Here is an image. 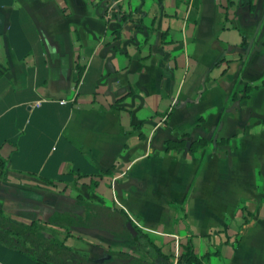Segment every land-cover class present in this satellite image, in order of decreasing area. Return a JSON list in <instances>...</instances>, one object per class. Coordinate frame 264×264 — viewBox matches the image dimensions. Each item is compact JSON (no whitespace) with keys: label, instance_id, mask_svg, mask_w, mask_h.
<instances>
[{"label":"crops","instance_id":"obj_1","mask_svg":"<svg viewBox=\"0 0 264 264\" xmlns=\"http://www.w3.org/2000/svg\"><path fill=\"white\" fill-rule=\"evenodd\" d=\"M0 162L16 222L81 198L164 254L192 238L206 264H264V0H0Z\"/></svg>","mask_w":264,"mask_h":264},{"label":"trees","instance_id":"obj_2","mask_svg":"<svg viewBox=\"0 0 264 264\" xmlns=\"http://www.w3.org/2000/svg\"><path fill=\"white\" fill-rule=\"evenodd\" d=\"M252 2V0H251ZM252 5V4H251ZM248 89H251L250 87ZM221 140L219 144L226 143ZM185 146L184 141L167 143L166 151ZM207 146L205 140L192 142L191 152L199 153ZM5 174V167L0 162V177ZM97 184L93 182L90 188ZM83 209L79 215L70 213H54L45 222L64 229L67 233L71 229L90 230L113 239L131 241L140 250L142 256L125 251L105 250L104 259L93 260L87 255L74 250L55 237H46L41 227L35 222L34 216L28 214L29 223L16 222L0 209V246L7 251L22 257L30 264H206L208 254L198 256L192 243V238L181 243L182 252L173 257L164 254L156 246L153 239L143 232L124 212L98 206L81 198L76 200ZM130 223L134 232H129ZM247 222L245 221L244 224Z\"/></svg>","mask_w":264,"mask_h":264},{"label":"rangeland","instance_id":"obj_3","mask_svg":"<svg viewBox=\"0 0 264 264\" xmlns=\"http://www.w3.org/2000/svg\"><path fill=\"white\" fill-rule=\"evenodd\" d=\"M9 217H10V215H9ZM35 222L41 227V229L43 230L45 235L53 236V233L58 234V231H53V230L51 231L50 229H48L46 227V225H48V224H46L45 222H42L41 220H37V219H35ZM134 224L138 226L137 222H134ZM63 231L64 232H61V234L66 236V238L73 236L72 231L70 233H67L65 230H63ZM82 237L84 238V241H81V243H78L84 249V251H82L81 253H83V254H85L88 257L93 258V259H104L106 257L104 255V252L107 249L112 250V251L130 252V253L135 254L136 256H139V257L142 256L140 250L131 241H126V243L124 245L118 247L114 242H112L111 240H108L106 238L101 237L100 239H98V238L93 237V236L88 235V234L82 235ZM78 238H79V236H78ZM80 240H82V239H80ZM185 241L186 240H184L183 242H185ZM175 245H174V248H172L171 250L166 249L165 252L170 254V255H173V257H177L179 254H177V252L175 250L176 249ZM196 254H197V252H196Z\"/></svg>","mask_w":264,"mask_h":264},{"label":"water","instance_id":"obj_4","mask_svg":"<svg viewBox=\"0 0 264 264\" xmlns=\"http://www.w3.org/2000/svg\"><path fill=\"white\" fill-rule=\"evenodd\" d=\"M127 228H128V230H129V232H131V233L134 232V229H133V227L131 226L130 223H127Z\"/></svg>","mask_w":264,"mask_h":264}]
</instances>
